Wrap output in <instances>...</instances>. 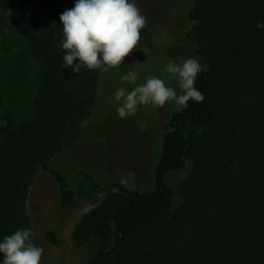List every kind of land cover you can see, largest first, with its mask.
<instances>
[{"label": "trees", "instance_id": "obj_1", "mask_svg": "<svg viewBox=\"0 0 264 264\" xmlns=\"http://www.w3.org/2000/svg\"><path fill=\"white\" fill-rule=\"evenodd\" d=\"M74 3L0 0L19 34L10 42L0 17V239L32 229L28 194L43 170L58 184L63 222L88 193L114 190L74 229L76 246L93 242L88 264H264V0H193L190 37L204 66L194 86L206 98L165 127L142 191L50 165L97 98L100 70L61 67L59 17ZM44 237L62 244L53 229Z\"/></svg>", "mask_w": 264, "mask_h": 264}, {"label": "rangeland", "instance_id": "obj_2", "mask_svg": "<svg viewBox=\"0 0 264 264\" xmlns=\"http://www.w3.org/2000/svg\"><path fill=\"white\" fill-rule=\"evenodd\" d=\"M138 7L147 23L137 48L125 57L121 67L107 73L99 72L97 98L91 115L83 121L80 134L72 137L50 161V165L68 178L86 170L100 182L115 180L139 191L155 181L164 130L173 122L178 106L174 102L158 108L141 106L134 116L120 119L116 112L118 105L112 97L120 87L131 90L135 86L120 80L129 70L139 72L136 83H143L148 75H156L180 93L177 81L169 80L163 68L170 60L180 62V57L198 59L190 37L194 27L193 0H138ZM0 17L5 25L3 31L9 35L7 39L10 42L17 40L19 34L2 12ZM29 84L34 85L33 82ZM112 191L88 193L79 209L63 222L65 213L60 205L58 184L48 172L39 170L36 173L27 208L35 233L33 242L44 249L41 264L89 263L94 251L93 242L79 247L72 235L82 217ZM50 229L59 234L62 241L59 246L45 239L44 234Z\"/></svg>", "mask_w": 264, "mask_h": 264}, {"label": "clouds", "instance_id": "obj_3", "mask_svg": "<svg viewBox=\"0 0 264 264\" xmlns=\"http://www.w3.org/2000/svg\"><path fill=\"white\" fill-rule=\"evenodd\" d=\"M59 20L65 50L61 67L77 74L82 69L107 73L121 67L125 57L137 48L147 23L138 0H75L74 6L61 13ZM257 28L264 30V22L258 21ZM179 60H170L163 68L169 80L177 81L179 94L159 76L148 75L143 83H136L139 72L129 70L123 74L121 82L135 86L131 90L120 87L112 97L118 105V118L134 116L141 106L158 108L174 102L178 110H183L190 101L202 103L206 97L194 85L204 66L194 57ZM34 235L31 228H18L0 239V264H41L44 249L34 244Z\"/></svg>", "mask_w": 264, "mask_h": 264}]
</instances>
